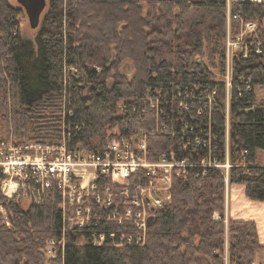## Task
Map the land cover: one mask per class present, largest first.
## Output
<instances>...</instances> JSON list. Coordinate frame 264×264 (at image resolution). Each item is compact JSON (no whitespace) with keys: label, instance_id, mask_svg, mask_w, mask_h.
<instances>
[{"label":"trees","instance_id":"1","mask_svg":"<svg viewBox=\"0 0 264 264\" xmlns=\"http://www.w3.org/2000/svg\"><path fill=\"white\" fill-rule=\"evenodd\" d=\"M20 14L0 0V121L12 116L16 141L58 142L63 114L74 111L67 124L81 129L73 148L103 152L115 137H138L155 126L156 113L142 109L149 92L162 91V103L169 95L166 130L149 138L150 156L174 150L198 165L205 157L217 164L228 158L229 184L244 186L251 201H264V166L257 163L264 152V101L240 83L264 87V55L234 61L228 121L225 85L212 71L216 56L221 74L226 69L223 0H50L35 42L22 38ZM237 15L262 26L264 1L234 6ZM239 30L232 18V36ZM259 34L264 40L263 26ZM127 61L133 75L123 68ZM181 99L189 105L185 112ZM123 103L132 107L120 114ZM226 188L218 169L194 168L174 181L171 203L155 213L145 246L94 247L69 232L67 246L48 264H254L264 249L256 225L225 224ZM4 207L12 228L0 215V264H46L43 251L64 228L58 196L42 206Z\"/></svg>","mask_w":264,"mask_h":264},{"label":"built area","instance_id":"2","mask_svg":"<svg viewBox=\"0 0 264 264\" xmlns=\"http://www.w3.org/2000/svg\"><path fill=\"white\" fill-rule=\"evenodd\" d=\"M263 1L223 0L228 13L225 41L227 62H234L239 55L244 61L253 54L258 57L263 55V47L255 44L261 42L252 39H259L258 33L264 27V20L261 26L256 21H245L240 15L232 16V8L236 5H256ZM232 18L240 22L236 37L231 33ZM229 78L227 73L223 83L231 88ZM240 83L247 87L246 91H255L249 81L240 80ZM162 94V91L154 95L149 92L145 101L149 103L148 109H142L144 115L151 111L156 113L155 126L149 132L133 138L115 137L106 144L103 152L73 148L75 135L81 129L80 125H76L72 130L67 124L68 117L72 118L74 111L63 114L58 142L19 143L13 136L0 139V194L3 199L27 206H42L53 195H57L61 201L64 223L62 237L59 241L48 243L54 258L57 248L60 247L63 252L67 246L69 232L81 236V243L94 247L145 246L151 225L149 219L171 203L174 181L178 176L184 177L190 170L202 167L189 159L180 160L174 150L150 156L149 138L161 136L166 130L163 105L169 101V95L162 103ZM178 95L181 96V92ZM214 96L215 92L209 100L210 104H213ZM182 101H179V110L185 112L189 105ZM131 107L123 103L119 113L125 114ZM202 147L207 149L209 146L204 143ZM202 162L207 163L205 169H217L223 165L206 157L202 158Z\"/></svg>","mask_w":264,"mask_h":264},{"label":"rangeland","instance_id":"3","mask_svg":"<svg viewBox=\"0 0 264 264\" xmlns=\"http://www.w3.org/2000/svg\"><path fill=\"white\" fill-rule=\"evenodd\" d=\"M8 1H9V3L14 8L18 9L21 12L18 20H19V23H20V32H21L22 38L25 39V40L31 41V42H35V39H36V36H37V34L39 32L40 27L38 29H36V30H33L30 27L29 20H28V17L26 15V12L18 4L17 0H8ZM46 1H47V8H46L45 12L42 15L41 23H42L43 19L45 18V16L48 14V12L50 10V0H46ZM227 17H228V13H227ZM258 35H259V39H254L253 38L252 41L261 42V43H255V44L260 45L261 47H263V55H264V43H263L264 40L262 39V37H260V34L259 33H258ZM243 51H245V49H243ZM234 55H235V53H234ZM213 62H214V64L217 67L213 68L212 71H213L214 74H216L218 76L217 79L218 78L222 79L221 80V83H222L223 82V79L227 76V73H228V75H230V78H229L230 79V82H232V87L231 88L228 85L226 86V84H225V90H226V102H225V106H226V113H227V120H228L229 119V113H228V111H229V107H230L231 93H232L233 82H234V73H235L234 64H235V62H233V60H230L229 62L226 61V65H225V68L226 69H225V72L223 74H221V72H220L221 70L219 69V66H220L219 57L218 56L214 57V61ZM126 63L127 64H125L123 66V68H126V70L128 71V73L130 75H133L132 73L135 72V71H134V68H133L132 64L129 63V61H127ZM255 92H256V95H257L258 102H259V100L260 101H264V87H257V88H255ZM215 94H217V93L215 92ZM14 106H15V102L13 101V98H12L11 102H9L10 112L12 111V109L14 108ZM14 122L15 121H13L12 116H9L8 117L7 123L4 122L3 120L0 121V139H6V138H9L11 136L15 137V135H14V133H15V131H14L15 130ZM228 126H229V124H228ZM114 133H116V130L114 131ZM228 154H229V151H228ZM209 159H212V158L209 157ZM206 164H207L206 162L205 163L204 162H202V163L200 162V165L203 168H205V165ZM196 165H198V164H196ZM228 165L230 167L229 168H226V166H228ZM220 166L221 167L220 168H217V169L225 177L226 187H227L226 188V196H225V198L227 200V189H228L229 186H233V185H230L229 184V170L231 169V164H230V162H228V158H227V161L223 165H220ZM182 177L183 176H180V177L178 176L177 179H180ZM7 202L8 201L4 200L3 197H2V200L0 201V204H2V207L0 206V215H1V219H2V225H4L7 229H11L12 228V225H11L9 219H8V214H7V211H6L5 207H4V203H7ZM22 207L26 209L27 205L26 204H22ZM1 209H2V211H1ZM216 217H217L216 219L219 220L218 215ZM228 223H229V220L227 219V215H226L225 224L228 225ZM227 239H228L227 240L228 243H230L232 241V238H231V236H230L229 233L227 235ZM66 243L68 244L67 238H66ZM79 243L81 244V242H79ZM50 252H51V250L48 248V246L43 251V254H44L45 259H46V264L50 263L52 260L56 259V257H57L56 256L54 258V256H52L50 254Z\"/></svg>","mask_w":264,"mask_h":264},{"label":"crops","instance_id":"4","mask_svg":"<svg viewBox=\"0 0 264 264\" xmlns=\"http://www.w3.org/2000/svg\"><path fill=\"white\" fill-rule=\"evenodd\" d=\"M259 166H264V152L257 156ZM226 215L230 221L251 222L256 225L260 245L264 248V201H251L244 186L233 185L227 189ZM264 249L256 255L254 264H264ZM263 261V262H262Z\"/></svg>","mask_w":264,"mask_h":264},{"label":"water","instance_id":"5","mask_svg":"<svg viewBox=\"0 0 264 264\" xmlns=\"http://www.w3.org/2000/svg\"><path fill=\"white\" fill-rule=\"evenodd\" d=\"M18 4L24 9L29 20L30 27L36 30L40 27L41 18L47 8L46 0H17ZM154 212V211H153ZM154 217L149 219L152 223Z\"/></svg>","mask_w":264,"mask_h":264},{"label":"bare ground","instance_id":"6","mask_svg":"<svg viewBox=\"0 0 264 264\" xmlns=\"http://www.w3.org/2000/svg\"><path fill=\"white\" fill-rule=\"evenodd\" d=\"M121 106V105H120ZM135 112V111H134Z\"/></svg>","mask_w":264,"mask_h":264}]
</instances>
